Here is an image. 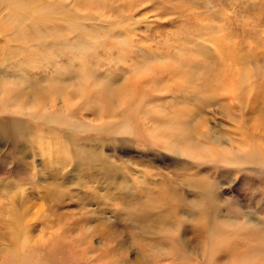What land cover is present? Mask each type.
Returning <instances> with one entry per match:
<instances>
[{"label": "rangeland", "instance_id": "374dc122", "mask_svg": "<svg viewBox=\"0 0 264 264\" xmlns=\"http://www.w3.org/2000/svg\"><path fill=\"white\" fill-rule=\"evenodd\" d=\"M8 7L0 264H264V0Z\"/></svg>", "mask_w": 264, "mask_h": 264}, {"label": "bare ground", "instance_id": "6f19581e", "mask_svg": "<svg viewBox=\"0 0 264 264\" xmlns=\"http://www.w3.org/2000/svg\"><path fill=\"white\" fill-rule=\"evenodd\" d=\"M18 0H0V7L1 8H4V9H8V8H11V7H8V5H11V4H14L16 3ZM15 13V12H13ZM7 26H4L3 29H6ZM1 29V28H0ZM2 29V30H3ZM1 30V31H2ZM76 33V35H82L83 33L82 30H78V28L75 29L74 31ZM79 33V34H78ZM24 35H25V32L19 28L16 29V31L14 30L13 33H12V38L9 40L10 43H13L14 46H16L18 43V40H19V37L20 39H23L24 38ZM82 48H88V50H85V51H82V49L79 51L80 54L82 53H89V51L93 50L94 48L97 49V47L95 46H92V45H88V46H85V47H82ZM94 49V50H95ZM95 88V87H94ZM111 89V88H110ZM111 92V91H110ZM109 93V92H107ZM112 93V92H111ZM20 94H16V95H12V96H9V97H5V98H2V94L0 96V105L5 109V106H7L8 103H13L14 101H17L18 99V96ZM99 95V94H98ZM116 95L115 94H109L106 96V102H108L110 104V107H109V111L111 110V104L112 103H115L116 106L118 107V103L119 102H114L113 100V97H115ZM105 99V98H104ZM110 99H111V102H110ZM119 99V98H118ZM14 108L13 106L11 107V109ZM82 108V107H81ZM73 109V108H72ZM70 110L72 112L69 111V114L73 113V110ZM121 109V108H120ZM49 109H46L45 111H43L41 113V116L44 117L47 121L49 122H59L58 118L56 117V115H53L50 117V113H47ZM91 110V111H90ZM88 112H93L92 110L93 109H90ZM16 111V110H15ZM75 111V110H74ZM77 113V111H75ZM108 112V111H107ZM21 113V112H20ZM111 114V113H110ZM109 114V115H110ZM17 115V114H16ZM36 115V113H35ZM112 115V124L111 126H109L108 129H111L113 131L114 134H124V133H129L128 132V121L126 119H124V121H122V117L118 114H111ZM51 119L53 121H51ZM106 119V118H105ZM10 120V119H9ZM4 119L3 120H0V123H3ZM14 123H6V127L2 124H0V136L2 135V133L4 135H7L8 137L11 138L12 142L15 144V143H18L20 140H21V136L19 134V131L22 130V123L21 122H16L15 120H10ZM89 121V120H88ZM111 123V122H110ZM57 124H62L61 122L57 123ZM63 124H66L65 126L69 129H72L73 131H79V129L81 128V125H79L76 121H65ZM62 124V125H63ZM53 126V125H52ZM54 128V127H53ZM101 130V129H100ZM103 130V129H102ZM105 130V129H104ZM261 139V138H259ZM37 140H40L37 138ZM262 140V139H261ZM260 140V141H261ZM263 142V141H262ZM264 144V142H263ZM14 152V151H12ZM256 154V158H255V161H256V165L255 166H258L259 168L263 169L264 170V147H260L258 149L257 152H255ZM216 157H218L216 155ZM12 159L13 161L15 162L17 159L15 156H12ZM220 162H221V158H217ZM228 161H227V164H240V165H246L247 166V162H239V161H236L234 159H230V158H226ZM228 164V165H229ZM203 194V192H202ZM208 197L210 199L211 197V193L208 192ZM215 243H219L221 242V238L219 237H215ZM212 246V245H211ZM21 264H32V263H26L25 261H23Z\"/></svg>", "mask_w": 264, "mask_h": 264}]
</instances>
